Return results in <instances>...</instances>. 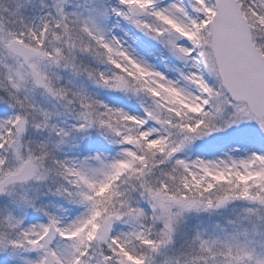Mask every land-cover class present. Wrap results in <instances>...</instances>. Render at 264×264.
I'll return each mask as SVG.
<instances>
[{
  "label": "snow or ice",
  "instance_id": "obj_1",
  "mask_svg": "<svg viewBox=\"0 0 264 264\" xmlns=\"http://www.w3.org/2000/svg\"><path fill=\"white\" fill-rule=\"evenodd\" d=\"M0 264H264V0H0Z\"/></svg>",
  "mask_w": 264,
  "mask_h": 264
}]
</instances>
